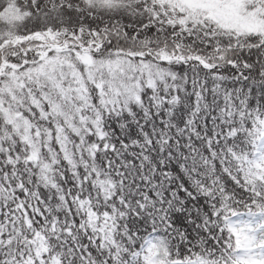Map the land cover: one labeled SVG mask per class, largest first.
Listing matches in <instances>:
<instances>
[{"label": "snow or ice", "instance_id": "obj_1", "mask_svg": "<svg viewBox=\"0 0 264 264\" xmlns=\"http://www.w3.org/2000/svg\"><path fill=\"white\" fill-rule=\"evenodd\" d=\"M0 264H264V0H0Z\"/></svg>", "mask_w": 264, "mask_h": 264}]
</instances>
